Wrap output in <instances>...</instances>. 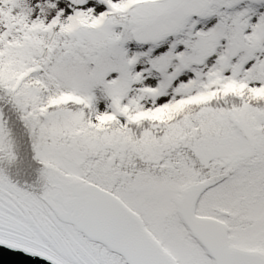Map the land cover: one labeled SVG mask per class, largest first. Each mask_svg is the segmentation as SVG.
I'll return each instance as SVG.
<instances>
[{
  "label": "snow or ice",
  "instance_id": "snow-or-ice-1",
  "mask_svg": "<svg viewBox=\"0 0 264 264\" xmlns=\"http://www.w3.org/2000/svg\"><path fill=\"white\" fill-rule=\"evenodd\" d=\"M0 247L264 264V0H0Z\"/></svg>",
  "mask_w": 264,
  "mask_h": 264
},
{
  "label": "water",
  "instance_id": "water-1",
  "mask_svg": "<svg viewBox=\"0 0 264 264\" xmlns=\"http://www.w3.org/2000/svg\"><path fill=\"white\" fill-rule=\"evenodd\" d=\"M0 264H48V262L43 259L24 256L19 252H10L0 247Z\"/></svg>",
  "mask_w": 264,
  "mask_h": 264
}]
</instances>
